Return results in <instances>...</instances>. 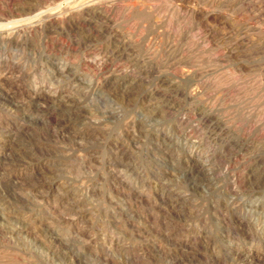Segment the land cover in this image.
<instances>
[{
	"label": "rangeland",
	"instance_id": "rangeland-1",
	"mask_svg": "<svg viewBox=\"0 0 264 264\" xmlns=\"http://www.w3.org/2000/svg\"><path fill=\"white\" fill-rule=\"evenodd\" d=\"M0 264H264V0H0Z\"/></svg>",
	"mask_w": 264,
	"mask_h": 264
},
{
	"label": "bare ground",
	"instance_id": "bare-ground-1",
	"mask_svg": "<svg viewBox=\"0 0 264 264\" xmlns=\"http://www.w3.org/2000/svg\"><path fill=\"white\" fill-rule=\"evenodd\" d=\"M74 1V0H73ZM77 1V0H76ZM72 2V1H71ZM81 2V1H80ZM80 2H79V4H80ZM96 1H94V3H95ZM82 3H84V1L82 2ZM86 3H88V2H86ZM93 3V2H92ZM111 3V2H110ZM119 3V2H118ZM74 4H75V2H74ZM73 4V5H74ZM78 4V3H77ZM66 5V4H65ZM68 5V4H67ZM84 5V4H83ZM86 5V4H85ZM88 5V4H87ZM93 5V4H92ZM113 5V4H112ZM79 6V5H78ZM93 6H95V5H93ZM76 7H77V5H76ZM85 7H87V6H85ZM40 8V7H39ZM75 8V7H74ZM80 8H82V7H80ZM79 8V9H80ZM68 9V8H67ZM71 10H72V8H70ZM78 9V8H77ZM54 10V9H53ZM53 10H51V11H49V12H52ZM56 10V9H55ZM70 11V10H69ZM74 11V10H73ZM79 12V11H78ZM45 13H46V11L45 10H42V9H35L34 10V12H33V14H32V16L34 17V18H36V19H40V18H42V16H44L45 15ZM29 16V15H28ZM31 17V16H30ZM48 17H50V16H48ZM43 19V18H42ZM46 19V18H45ZM51 19H54V18H51ZM28 20V19H27ZM33 20V19H32ZM36 21V20H35ZM5 32V31H4Z\"/></svg>",
	"mask_w": 264,
	"mask_h": 264
}]
</instances>
